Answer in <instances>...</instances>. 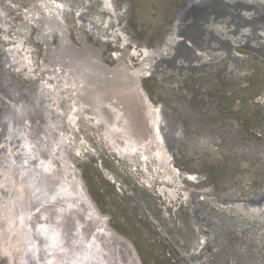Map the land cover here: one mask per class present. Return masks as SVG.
Instances as JSON below:
<instances>
[{"label": "rangeland", "instance_id": "1", "mask_svg": "<svg viewBox=\"0 0 264 264\" xmlns=\"http://www.w3.org/2000/svg\"><path fill=\"white\" fill-rule=\"evenodd\" d=\"M26 1L0 0V64H12L19 83L35 84L38 97L55 110L46 114L38 106L17 114L9 132L0 123V260L23 264L26 253L38 264H264V17L252 20L257 8L264 14V0H183L176 15L164 21L159 42L153 39L159 25L151 28L135 19L134 0H109L112 8L103 0H51L70 41L93 45L101 62L114 66L110 52L122 57L128 49L135 50V58L140 55L134 62H148L137 74L152 102L163 107L171 153L180 169L200 180L189 183L196 192L190 204L175 205L166 203L144 174L119 162L103 128L90 123L83 109L67 117L78 100L63 85V67L44 51L39 21L19 30ZM247 4L257 7L250 10ZM54 33L51 46L60 40ZM56 123L59 127L52 128ZM32 136L36 149L46 154L38 156L32 176L20 180L15 172H31L28 160L37 157L29 152ZM79 150L98 156L100 168L77 157ZM65 159L82 171L95 206L109 215V233L119 235L117 242L104 229L92 231L88 216L63 213L61 206L39 198L28 207L16 196L15 184L25 187L36 179L39 191L56 185L67 170ZM15 229L14 239L20 231L25 245L10 254L4 241ZM51 233L57 247L47 241Z\"/></svg>", "mask_w": 264, "mask_h": 264}, {"label": "bare ground", "instance_id": "2", "mask_svg": "<svg viewBox=\"0 0 264 264\" xmlns=\"http://www.w3.org/2000/svg\"><path fill=\"white\" fill-rule=\"evenodd\" d=\"M134 1L135 2H133L134 4L132 3L133 5H131V8L132 11L135 12V19L137 21H144L145 24L150 23L151 28H154L153 24L159 25L157 26V29H159L158 34L153 38L156 42L159 40V37H162V33H164V21L173 18L177 13V9L181 8L183 2V0ZM26 2L28 3L23 9L24 17L22 18L23 20L25 19V21L23 22L22 20L19 23V30H25L31 20L39 21L40 27L38 37L45 40L44 51L55 61L56 64L63 67V85H65L70 91L73 90L71 93L78 100L77 104L73 106L72 112L68 113L67 117L69 118L70 116H73L75 113L74 111L77 110V113H80L83 109L87 113L90 123L103 128L106 144L110 151L119 158L120 163L122 162L123 164H126L132 171L135 170V172L139 171L144 174L142 177H144L148 184H150L149 186L155 188V191L161 198L163 197L165 202L169 205L184 203V201H188L190 204V199L196 197V192L189 189V183L199 182L200 180L195 173L180 169L171 153L173 148L169 147L167 142L168 139H165L163 131V128L169 127H163V124L165 123H163L165 115L162 113L163 111L160 104L156 105L152 102L139 80V76H141L140 73L142 72L143 67L148 65V62L143 58H141L142 60L138 63L134 62L135 59H140V55H136V53L135 55L137 57L135 58V56L132 55L135 50L131 51L128 49L122 54V57L117 51L110 52L113 56L112 58L115 59L116 64L114 66H109L108 63L105 64L101 62L102 58L99 59L98 57L99 52L87 41L82 40L81 44L78 45H75L70 41L66 33L67 31L61 21L56 3L51 0H27ZM103 3L109 8H112V4L109 0H103ZM8 5L11 6V4ZM247 5H249L247 8L250 10L257 7L254 4ZM117 12L116 9H113L111 16L115 17ZM259 12L260 10L257 8L252 19L253 21H257L264 17V14L260 15ZM256 13L259 15H256ZM245 20L249 21L250 19L245 18ZM161 22L163 23L161 24ZM260 28L262 29L263 27ZM54 32H57L60 38L57 46H51V41L49 40L54 37ZM77 38L81 40L79 35H77ZM256 38L259 37H254V39ZM123 40L125 42V38H123ZM2 52L3 51L0 48V54H2ZM144 52H148L147 49ZM11 62L15 64L14 60H11ZM131 63L134 64V66H132ZM4 66L5 67L0 64V76H2V80H0V123L3 124L4 129H10L12 121L17 117V114L26 112L33 113L34 110L37 111L36 109H38V106L42 108V113L45 112L46 114L55 110L46 107L43 99L38 97V91L35 88V84L32 86H24L19 83L15 78V69L12 67V64L9 65V67L6 64H4ZM60 71L62 70L60 69ZM137 72H139V76ZM51 91L55 92L56 88H53ZM37 114L39 113L37 112ZM28 117L27 120L29 121ZM58 127L59 124L56 123L52 128ZM174 127L170 129H175ZM174 131L177 133L176 129ZM25 133H23V135H25ZM17 137L19 138V136ZM35 138V136H32L31 143L28 145L31 146L29 152L33 151V154L35 153L36 155H34L37 157L28 160L31 172L28 171L23 173V175L20 174L19 171L15 172L20 180H25L27 173H30L32 176V171L35 170V163L37 162L38 156L40 157L46 154L43 155L42 151L36 149L35 145L37 144V141ZM21 142L22 141L18 144ZM61 144L68 147V145L64 143V139H61ZM89 148L92 149L91 146H89ZM72 151L73 150H71V152ZM75 155L77 157L80 155L79 158L90 157V155L83 156L82 151L80 150L75 153ZM90 160L93 161L92 159ZM63 161L67 170L64 173V176L59 178L56 185L52 187L47 186L39 191L38 186L36 185V179L25 187L21 186L19 188L20 185L15 184L13 190L15 191L16 196L22 197V200L26 202L28 207L29 203H34L35 199L39 198L38 200L46 203L51 200L58 206H61L62 208H60L62 210L66 209L74 214L88 216L92 231L97 229L102 232L104 229V235H107L108 239H111L112 241L116 238L117 242V239L119 240V235H116L117 233L114 232L113 234L109 233L107 229L109 228V215L100 213L96 208L91 199L88 187L83 179L82 171L76 167L71 159H65ZM15 167H17V165ZM107 174L111 175L112 173L107 172ZM34 175L36 176L37 173ZM30 178L31 177L29 176L28 181ZM112 178H114V181L112 182L116 183V177L112 175ZM31 180L32 179H30V181ZM156 185L158 186V189L156 188ZM125 188L129 191L128 193H130L128 185H126ZM55 193L63 196V200L60 198L58 199L61 201L57 199L55 200V197H57ZM188 194H190L191 197H185V195ZM131 200L133 203L134 199L131 198ZM89 201H91L93 207ZM136 203L139 204V202ZM64 212L66 211L64 210L63 213ZM196 213L199 212L196 211ZM20 217L19 224L23 230L26 231L27 228L24 224V220L22 216ZM54 221L51 223L54 224ZM104 225L107 226V228ZM63 231H66V229L64 228ZM13 232L18 231L16 229L10 231L4 241V250L10 254L14 249H17V247L25 245L26 238L25 234L20 233L19 231L17 234L18 240L16 241L14 239L16 236H13ZM40 232L41 231L38 230L39 234H41ZM41 236L46 237L43 233ZM49 236V240L47 241L52 243L51 245L54 244V247L58 245H55L57 236L53 233ZM50 243H48V245ZM124 246H127L128 248L127 244H124ZM134 253L136 252L134 251ZM24 256L23 264H38L34 257L26 255V253H24ZM5 263L0 260V264Z\"/></svg>", "mask_w": 264, "mask_h": 264}, {"label": "water", "instance_id": "3", "mask_svg": "<svg viewBox=\"0 0 264 264\" xmlns=\"http://www.w3.org/2000/svg\"><path fill=\"white\" fill-rule=\"evenodd\" d=\"M171 17V16H170ZM160 107H161V109H162V105H160ZM79 157H80V155H79ZM90 157H92V158H90ZM87 156L86 158H88V159H92L93 161H91L92 163H94L96 166H98V167H100V159H98V156L94 159V157H93V154L91 155V156ZM82 158V157H81ZM80 169V168H79ZM91 195V194H90ZM91 199H92V196H91ZM93 200V199H92ZM90 202V204H91V206L93 207V205H92V203H91V201H89ZM94 202V201H93ZM89 204V205H90ZM95 204V203H94ZM97 208V207H96ZM98 209V208H97ZM99 211V210H98ZM106 224V223H105ZM105 226V225H104ZM106 228H107V226H105Z\"/></svg>", "mask_w": 264, "mask_h": 264}]
</instances>
